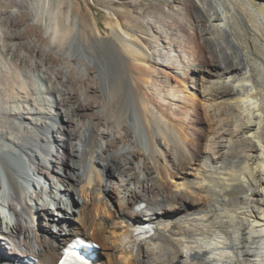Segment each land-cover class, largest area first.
Here are the masks:
<instances>
[{
  "label": "bare ground",
  "instance_id": "obj_1",
  "mask_svg": "<svg viewBox=\"0 0 264 264\" xmlns=\"http://www.w3.org/2000/svg\"><path fill=\"white\" fill-rule=\"evenodd\" d=\"M101 1L0 0V264H264V0Z\"/></svg>",
  "mask_w": 264,
  "mask_h": 264
},
{
  "label": "rangeland",
  "instance_id": "obj_2",
  "mask_svg": "<svg viewBox=\"0 0 264 264\" xmlns=\"http://www.w3.org/2000/svg\"><path fill=\"white\" fill-rule=\"evenodd\" d=\"M105 6L106 4L101 0H96L93 2L90 0H65V7L72 9L73 10L72 14L74 16H78V18L82 21V27L85 30V32L91 33L89 26H93L94 19L96 20L102 33L101 41L103 42H106L105 39L109 31L108 29L109 18L106 13L107 11L104 9ZM113 7L115 9L123 8L127 11L130 10L129 7L125 5L124 1L122 0L115 1ZM66 204L67 205H65L64 208L67 211L68 214L67 217L73 218L74 215H72V210H74V208L72 206V201H69ZM83 236H86L88 238V235L86 234H83Z\"/></svg>",
  "mask_w": 264,
  "mask_h": 264
}]
</instances>
